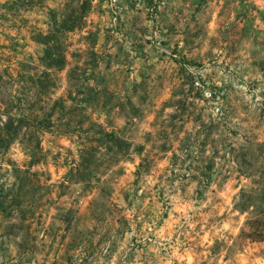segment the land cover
<instances>
[{
	"label": "rangeland",
	"instance_id": "obj_1",
	"mask_svg": "<svg viewBox=\"0 0 264 264\" xmlns=\"http://www.w3.org/2000/svg\"><path fill=\"white\" fill-rule=\"evenodd\" d=\"M78 4L0 3V264H264V0Z\"/></svg>",
	"mask_w": 264,
	"mask_h": 264
},
{
	"label": "crops",
	"instance_id": "obj_2",
	"mask_svg": "<svg viewBox=\"0 0 264 264\" xmlns=\"http://www.w3.org/2000/svg\"><path fill=\"white\" fill-rule=\"evenodd\" d=\"M17 0H0L1 4H4L5 6L8 4L13 3ZM19 1V0H18ZM24 1V5H22V8L20 9V16L15 17L16 10L14 11H8L11 15L14 16V18H19L20 20L24 21L27 24V28H29L28 32H26V38L29 40L30 43H32L33 47H39L40 43L35 41L31 35L36 33L39 30H46L48 25V15L47 10L54 9V10H60L62 8L67 0H33L31 4H29L28 0H22ZM3 5V6H4ZM21 6H18L17 8H20ZM5 9L7 7H4Z\"/></svg>",
	"mask_w": 264,
	"mask_h": 264
},
{
	"label": "trees",
	"instance_id": "obj_3",
	"mask_svg": "<svg viewBox=\"0 0 264 264\" xmlns=\"http://www.w3.org/2000/svg\"><path fill=\"white\" fill-rule=\"evenodd\" d=\"M29 4H31L33 2V0H28ZM92 2L93 0H78V6L77 8L73 9V11H80L81 13H87L91 7H92ZM24 5V1L22 0H17L14 1L11 4L8 5H4V7H7L9 10L14 11L17 9L18 6H22ZM66 6V5H65ZM67 7H64L62 10H54V9H49L47 12L48 15V25L46 28V30H39L38 33H46L47 37L44 41H41L45 48V52L46 54H51L52 53V49H59V44H53L57 38L55 32H60L63 28L66 27V20L62 19L64 18L65 14H66V9ZM49 43H52L53 46L52 48L48 46ZM28 79V78H25Z\"/></svg>",
	"mask_w": 264,
	"mask_h": 264
},
{
	"label": "built area",
	"instance_id": "obj_4",
	"mask_svg": "<svg viewBox=\"0 0 264 264\" xmlns=\"http://www.w3.org/2000/svg\"><path fill=\"white\" fill-rule=\"evenodd\" d=\"M196 83H199L198 81Z\"/></svg>",
	"mask_w": 264,
	"mask_h": 264
}]
</instances>
